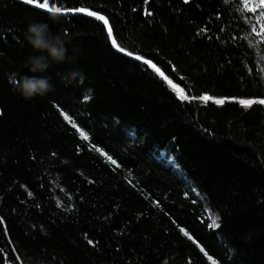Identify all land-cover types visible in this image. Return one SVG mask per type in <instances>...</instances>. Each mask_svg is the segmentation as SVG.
<instances>
[{"label": "trees", "instance_id": "16d2710c", "mask_svg": "<svg viewBox=\"0 0 264 264\" xmlns=\"http://www.w3.org/2000/svg\"><path fill=\"white\" fill-rule=\"evenodd\" d=\"M33 22L67 49L44 72ZM204 96L264 99V7L0 0V264H264V105Z\"/></svg>", "mask_w": 264, "mask_h": 264}, {"label": "clouds", "instance_id": "9594fccd", "mask_svg": "<svg viewBox=\"0 0 264 264\" xmlns=\"http://www.w3.org/2000/svg\"><path fill=\"white\" fill-rule=\"evenodd\" d=\"M25 39L36 53H40L29 57L28 63L31 72L46 71L49 67V58L57 62H62L65 59L67 49L64 39L58 34H53L46 23L33 22L29 24ZM16 89L25 99H31L46 95L54 90V86L49 77L24 75L17 82Z\"/></svg>", "mask_w": 264, "mask_h": 264}, {"label": "snow or ice", "instance_id": "6c2138e0", "mask_svg": "<svg viewBox=\"0 0 264 264\" xmlns=\"http://www.w3.org/2000/svg\"><path fill=\"white\" fill-rule=\"evenodd\" d=\"M24 2L27 3V4H29V5L36 4V6H37V7H40V8H48V0H44L43 3H39V0H24ZM260 6H261V7H264V0H261V4H260ZM253 10H254V9H253ZM49 11H53V9H49ZM55 11H56V12H60L61 9L57 8V9H55ZM76 11H78V12H84L85 10L81 8V9H78V10H76ZM87 15H88V16H93V17H95L97 20L102 21L103 24L106 26V32H107L108 37H109V38H112V36H113V30H112V27H111V25L109 24V21H108L103 15H98V14L95 13V12H87ZM111 43H112V45H113L114 47H116L120 52H124V51H125L122 47H120V46L117 44V41H116L115 39H111ZM128 55H131V53H128ZM136 59H137V60H141L142 57L137 56ZM145 63H150V62H149V61H145ZM152 67H155V65L153 64ZM157 71H159V70L157 69ZM161 75H163V73H161ZM165 79H167V77H165ZM181 99H188V97H187V96H182ZM201 99H203V100H205V101H208V100H211L212 97H210V96H204V97H201ZM216 102L219 103V104H223V103H224L223 100H218V101H216ZM242 103H244L246 106H249V107H250L252 104H254V103H259V104L264 105V99H261V100H259V101H255V100L242 101ZM81 135L84 136V139H88V137H87L83 132H81ZM108 159L111 160V162H112L113 164L116 163V161H115V160H112L111 157H108ZM208 226H209V228H216V227H219V225H218L217 222H216V219H211V222H210V224H209ZM185 234L187 235V233H185ZM201 250H203V249H201Z\"/></svg>", "mask_w": 264, "mask_h": 264}, {"label": "rangeland", "instance_id": "374dc122", "mask_svg": "<svg viewBox=\"0 0 264 264\" xmlns=\"http://www.w3.org/2000/svg\"><path fill=\"white\" fill-rule=\"evenodd\" d=\"M249 4H250V6H251V8L252 9H254V10H257V9H259L261 6H260V4H261V0H249ZM87 13V12H86ZM263 23V22H262ZM167 81V80H166ZM169 83V82H168ZM172 89L174 90V88L172 87ZM175 93H176V95L181 99V97L183 96V94H182V92L179 90V89H177V88H175ZM186 94V93H185ZM187 96V95H186ZM188 97V96H187ZM181 100H184V101H189V97H188V99H181ZM219 99H213V103H215V104H217V105H220L219 103H217L216 101H218ZM196 101V100H195ZM237 101V103H239L240 105H242V106H244V107H249V106H246L244 103H242V101H248V100H236ZM255 101H259V100H255ZM197 102H199L200 104H202V105H205V104H203L204 102H208V101H205V100H203V99H201V98H199V101H197ZM254 104H256V103H254ZM253 105V104H252Z\"/></svg>", "mask_w": 264, "mask_h": 264}, {"label": "water", "instance_id": "95a60500", "mask_svg": "<svg viewBox=\"0 0 264 264\" xmlns=\"http://www.w3.org/2000/svg\"><path fill=\"white\" fill-rule=\"evenodd\" d=\"M32 5H34V6H36V4H32ZM78 13H82V14H86L87 15V13H86V11H84V12H78ZM99 15V14H98ZM93 17V16H92ZM95 18V17H94ZM102 22V21H101ZM103 23V22H102ZM116 50H118L116 47H114ZM119 51V50H118ZM122 53H124V54H126V55H128V53H125V52H122ZM131 57H133V58H135L136 59V56H131ZM145 59H141V60H139V61H141V62H143V63H145V61H147V60H145ZM147 66H149L153 71H155L148 63H145ZM156 72V71H155ZM157 73V72H156ZM159 76H161L159 73H157ZM164 80H165V78L163 77V76H161ZM166 81V80H165ZM167 83H168V81H166ZM168 85H169V83H168ZM170 86V85H169ZM171 87V86H170ZM213 99L214 98H212L211 100H208V102H212L213 103ZM191 100V98H189V101ZM196 101H199V98H196L195 99ZM219 100H223L224 101V103H226V102H237L236 100H230V99H219ZM208 102H204L203 104H207ZM223 103V104H224ZM223 104H220V105H223Z\"/></svg>", "mask_w": 264, "mask_h": 264}]
</instances>
